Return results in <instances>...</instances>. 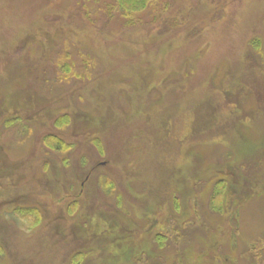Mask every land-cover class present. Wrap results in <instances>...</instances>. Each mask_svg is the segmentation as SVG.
Masks as SVG:
<instances>
[{"label":"rangeland","instance_id":"obj_1","mask_svg":"<svg viewBox=\"0 0 264 264\" xmlns=\"http://www.w3.org/2000/svg\"><path fill=\"white\" fill-rule=\"evenodd\" d=\"M0 264H264V0H0Z\"/></svg>","mask_w":264,"mask_h":264},{"label":"trees","instance_id":"obj_2","mask_svg":"<svg viewBox=\"0 0 264 264\" xmlns=\"http://www.w3.org/2000/svg\"><path fill=\"white\" fill-rule=\"evenodd\" d=\"M113 1L115 2L117 9L120 12H122L125 17H132L135 13H138L148 8V6L151 4L153 0H113ZM59 148L60 147L58 145V147L56 146V148L54 149L59 151L60 150ZM218 194L219 193L217 192V195L213 197V208L215 210H218L216 203L218 198H220V196L222 195V194L221 195Z\"/></svg>","mask_w":264,"mask_h":264}]
</instances>
